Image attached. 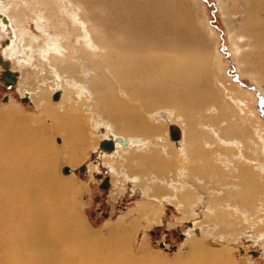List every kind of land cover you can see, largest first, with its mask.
Returning a JSON list of instances; mask_svg holds the SVG:
<instances>
[{
  "label": "rangeland",
  "instance_id": "374dc122",
  "mask_svg": "<svg viewBox=\"0 0 264 264\" xmlns=\"http://www.w3.org/2000/svg\"><path fill=\"white\" fill-rule=\"evenodd\" d=\"M67 1H5L2 10L7 12L10 17L14 15L15 20L12 17V24L14 23L17 28L14 24L13 27L18 29L15 30L13 28L14 32L18 31L14 36L21 38L23 53L29 56L30 59L28 62H24L19 69L20 94H10L7 100L0 98V114L7 115L11 113L22 117L34 129H44L46 135L51 136V138L49 137L50 144L56 152V155L53 156L55 158L51 163V165H54L53 175L57 179L62 180L66 186L62 193L66 200H70L72 214L78 220L84 222L92 232H101L106 238L108 237L107 230L119 224L124 228L132 229L130 234L132 249L128 248L129 252H132L131 255H135V258L146 262L155 260L157 263L177 264L176 260L178 258L181 257L185 260L188 257L187 241L194 238L209 256L216 257L215 264H264V168L261 166V164L263 165L261 159L264 156V154L261 155L264 152V140H262V137L264 139V65L262 62L264 61V46H255L253 40L249 42L241 41V43L238 41L237 35L240 34L241 24L244 20L243 3H238V0L236 2L235 0H179L180 3L184 4L182 7L186 10L188 25L192 23V26L191 28L190 25L187 28L179 27L183 31L182 36L175 35L173 37L172 34H166V44L165 48L162 47V52L158 51L156 42L155 49H150L149 45L153 44L148 42L150 36L145 34L140 28L135 27L132 30L133 32H129L130 36L127 35L132 40L143 39L144 41L147 39V43L144 44L143 41L133 43L134 45H145L146 50H152L140 53L141 55L147 56L149 54L148 56L160 59L163 56L165 57V55H169L174 47H179L180 51L177 53L179 55L175 57L176 60L181 61L184 59L183 63H181L187 66L186 69H189L188 63H195H192V66L196 65L194 67L196 69H193V72L196 75L198 74L197 85L200 90L193 108L188 109L190 111L184 113L178 110L180 105L178 103L189 106L190 102L186 99L181 102L170 99L169 104H162L160 107H141V105L143 106V100L132 97L131 92L135 90L145 91L147 90L146 86L139 84L123 87L119 78V80L114 79L115 73L112 70V65L108 62V59L112 61L121 60L124 54L127 53L126 48L118 43L119 39L115 33L118 30L116 29L118 28L117 25L123 24L127 19L131 21L134 18V14H138L142 10H145L144 12L142 11L145 24L147 19L145 14L148 9L136 3L130 4V0H118V2H121V5L118 6H123L125 7L124 9L115 7L116 0H109L112 5L108 4V0ZM146 1L148 4L153 3L151 0ZM168 1L158 0L155 1V5L158 2L166 4L171 2V0ZM236 3L239 5H236ZM77 8L79 11L76 10ZM10 12L13 13L11 14ZM230 17L232 18L231 28L227 23V18L230 19ZM75 19L78 20L75 21ZM37 20L39 22L46 20V24H49V26L47 25V34H42L35 30ZM25 25L27 26L25 27ZM163 26L164 24L162 23V28ZM152 27L153 22L147 19L144 26L145 31L147 33L150 32ZM174 27L176 28V26ZM27 30L29 31L27 32ZM139 30L144 33V37L138 34ZM200 34L203 36V43L199 42L198 35ZM171 36L173 37L172 40ZM168 40L169 44H167ZM63 41L68 44L69 49L63 46L62 48L56 47L55 51H59H56L58 60H66L67 55L71 54V56L74 55L73 58L76 61L75 66L77 68H80V63L84 61L87 65H91L96 61L99 66H96L97 68L84 67L85 70L89 71V75L84 76V73L80 75L73 73L69 75L70 84L61 86L57 84L59 81L55 75L58 74V70L62 66L59 65L58 61L51 58L50 52L46 53L47 56L44 59L43 46H46L45 49H47L50 44ZM237 44H242L239 45L241 46V51H236L235 45ZM196 49L200 50L199 55L200 53L203 55L201 58L204 61L202 59L195 60L198 56L195 53ZM30 51L32 52L31 55ZM89 55L92 57L90 58ZM32 63L34 64L32 65ZM107 63H109L108 66ZM94 77L95 81H93ZM81 79L87 82V104L95 102L96 107L94 108L93 105L82 104L84 93H79L77 91L79 88H74L76 82ZM29 80L37 83L38 89L32 91L33 88H30V82L28 84ZM98 82L111 84L113 89L111 96L110 93L104 90L98 92L92 90L94 83ZM59 87H65L66 91L60 103L54 104L51 101V94L52 91L57 90ZM70 87L71 89H69ZM116 88L117 90H115ZM125 89L128 92H125ZM24 91L29 93L31 105H26L21 101V98L25 97L23 95ZM41 92L50 94L47 103H39L40 98L38 95ZM131 98L136 99L135 102ZM115 100L117 102L127 100L126 103L128 102L127 104L130 107H126L125 115H130V112H134V115L140 112V115L136 114L135 117L147 128L158 130V134L150 135V138L142 137V139H148V145H142L140 148H138V145L137 147L134 145L130 149V145L122 146L124 149L128 148V155L123 154L120 148L118 150L119 153L115 151L113 155L104 153L99 148L100 142L107 135L96 133V130L101 127L98 126L101 124V119L98 116L100 111H109V116L113 119V114H115L117 107L114 105ZM47 104L49 108L52 107L54 115H49L46 112ZM106 104L109 110L106 107H102ZM196 104L198 105L197 109L193 110ZM73 106L77 108V111L75 112L76 117L71 119L70 109ZM79 108H82V111ZM158 109L167 111L172 122L181 128L182 145L180 148L175 147L169 140L168 128L165 123L156 122L149 118ZM62 116L70 118L74 125L80 126L82 132L80 135L78 134V142H71L70 144L67 139L68 136L64 134L65 132L60 131L55 134L56 132L53 131L56 119H60ZM79 119L82 121L80 122ZM114 120H112V123L116 125L114 126L115 128L112 125V132H117L120 135H135L125 133L127 131L126 122ZM3 121V123L10 122L7 119ZM49 121L50 123H48ZM117 126L119 129H117ZM213 128L214 130L216 129V132L218 131L216 136L213 134ZM210 129L213 131H209ZM255 131L259 132L258 137L254 134ZM49 133L53 134L49 135ZM146 136L149 137V135ZM255 137L257 138L254 139ZM219 138L222 141H219ZM59 139L60 143H58ZM189 139L191 142H189ZM165 140L170 145L168 152L172 153L173 151L174 153V150L180 152L182 154L180 157H183H181L182 160H177V162L171 155L166 153L168 148L163 144ZM242 140H247L246 143L249 146ZM249 140H252L251 143ZM231 141H235L233 146L236 148L231 146ZM237 141L242 143V145L237 144ZM257 144L260 147L262 146V150L258 152L259 154L256 153L258 151ZM72 146L74 149H72ZM254 146L257 149L255 151H253L255 149ZM251 147L253 148L252 151ZM73 155L76 158L75 165L71 162ZM190 155L194 156L193 160H191L192 157ZM138 156L139 160L145 158L144 161L149 160L151 157L156 163L163 164L165 168L167 167L166 170H169V172L178 174L180 170L178 175L182 174V177L176 174L168 176V173L164 172L165 169L160 172L158 169L148 168V170L140 172V168L144 165H138L133 160L126 162L127 158L131 157L134 159V157L137 158ZM256 158L260 161H257ZM170 160L173 162H170ZM241 162L243 165H241ZM193 164L195 165L194 170L191 168ZM167 165H170V167ZM65 167H69L72 170L71 175H63L62 170ZM82 167H86V171H82L84 175L79 173V169ZM113 167L116 170L115 168L113 170ZM181 168L184 169L181 171ZM148 172L149 175H157L156 177L152 176L154 182L152 181L150 186L146 185V180L142 179V181L140 179L142 178L140 177L142 173L145 175ZM244 172L245 174H243ZM100 173L110 177L111 185H109L111 190L109 193H99L100 181L96 179V174ZM132 175L137 179V182H131L130 177ZM193 175L196 176L194 177ZM133 177L132 179H134ZM189 177H192L194 181ZM168 180L173 181L169 182V184L176 185L175 190L177 192L167 187L165 182ZM190 183H196L198 186ZM162 185L164 187L163 190ZM197 191L204 193L205 196L202 195L201 197H205V199H202L199 203L191 202V197H197L195 195ZM235 192L240 195H237L238 193L235 194ZM184 193L191 196L190 202L186 201L185 204H177L178 199ZM170 195L174 198L170 199L171 205L174 207L176 205V211H171V213H169L170 210L165 207L164 203L160 201L161 198ZM241 200L244 202H241ZM168 205L170 204L168 203ZM238 209L246 211L249 219L239 215L237 213ZM192 212H195V216H193ZM104 213L108 215L107 218L104 217ZM196 230L199 231L197 232ZM210 230H213V234H208ZM118 240L116 237L114 242L118 244ZM15 245L13 244L12 246L14 253L17 254V251L22 252L19 246L17 245L16 247ZM162 245H164V248H162ZM249 250L250 252H248ZM21 254L19 253V255ZM141 254L144 256L143 258L140 256ZM122 257L125 258L124 256ZM88 259H91L93 263L97 262L92 258ZM189 260L184 262L181 260V262L182 264H203V259L201 258L190 256ZM3 261L5 263L1 261L0 264H26L23 259L17 256L10 259L7 256ZM82 262L89 263L86 258Z\"/></svg>",
  "mask_w": 264,
  "mask_h": 264
},
{
  "label": "bare ground",
  "instance_id": "6f19581e",
  "mask_svg": "<svg viewBox=\"0 0 264 264\" xmlns=\"http://www.w3.org/2000/svg\"><path fill=\"white\" fill-rule=\"evenodd\" d=\"M155 1H158V0H151V2H153V3L148 4V2L146 0H130V4L136 3V4H139L140 6L143 5V7L148 9L147 13L145 14V17L153 22V27H152L150 32L147 33L145 31L144 26L147 22V19L145 21V24L143 22V12L145 10H142L143 12L141 11L138 14H134V18L133 19L131 18L132 19L131 21L127 19L123 22V24H118L117 25L118 28H116L118 30H117V32H115L117 38L119 39L118 43H120L121 46L126 48L127 53H125L124 56L122 57V59H121L122 62H121V60H117V61L113 60L112 61L111 59H108V62L112 65V70L115 73L114 79H117V80L120 79V82L122 83L123 87L126 88L129 85L136 86L139 84H141L144 87L146 86L147 90H145L143 88L145 91L140 92V91L135 90L134 92L132 91L133 93L131 92L132 97L138 98V99L140 98L143 100V106L141 105V107H143V108H154L157 106L160 107V106H162V104H164V105L169 104L170 99L173 101H176V102H181V101H183V99H186L187 101L190 102L189 106H185L181 103H178V104H180L179 106L177 104L176 105L178 106V110H180L184 113L185 112L187 113V111H190L188 109L193 108L194 102L196 101L195 99H197V96H198V93L200 90L198 88V85H197V83H198L197 82V79H198L197 75L198 74L196 75V73L193 72V69L194 70L196 69V68H194L196 65L192 66V63H194V62L188 63L189 69H186L187 66L182 64L184 59H182L181 61L176 60L175 57H177L179 55V54L177 55V53L180 51L179 47H174L171 50V52L169 53V55H165V57L160 56V57H162L160 59H156V57L148 56L149 54L147 56L141 55L140 53H145L147 51H152V50H146L145 45L143 46L140 44H135V45L133 44L135 42H142L143 39L132 40V39H129L127 36V35H129L130 31L135 29V27L140 28L145 34H148L150 36V39L148 42L153 43L152 45H149L150 49H155V46H156L155 42H156L157 43L156 47H157L158 51H161L162 47L165 48V44H166L165 35L166 34H170V35L172 34L173 37H175V35L182 36L181 34L183 31L181 29H179V27L187 28L190 25V24L188 25V21H187L188 18L186 17V10L182 7L184 4L180 3L179 0H171V2H169L170 1L169 0L168 4L158 2V4H162V5H158V4L155 5V3H156ZM6 2H7V0H6ZM113 2H115V1H113ZM235 2H236V0H235ZM239 2L243 3L242 7L244 8V20L241 24L240 34L237 35L238 41L241 43V41L249 42L250 40H253L255 46L256 45L260 46V47L264 46V0H238V3ZM3 3H5V2L3 1ZM15 3H17V2H15ZM108 4L112 5V3H110V1ZM114 5H116L115 7L116 8L118 7L119 9L125 8L123 6L122 7L118 6V5H121V2H118V0H116ZM236 5H239V4L236 3ZM28 6H30V5H28ZM111 7H113V6H111ZM0 9H1V4H0ZM76 10L79 11L78 8ZM1 13H2V15H5L4 18L7 17L8 21L11 22L10 24H11L12 28H15L16 25L13 23L15 25V27H13L14 25L12 24L13 20H15V18L13 17L14 15L10 17V15L7 14V12H5L4 10L1 11ZM10 13L12 14L13 12H10ZM23 15H24V13H23ZM17 16H19V15H17ZM20 16H22V15H20ZM12 17L14 18L13 20H12ZM77 20L75 19V21H77ZM45 21L46 20H44L43 22H39L37 20V23H35L36 24L35 30L36 29L39 30L37 32L42 33V34L43 33L47 34L46 31L48 30L49 24H46ZM231 22H232V18L231 17H230V19L227 18V23H228L229 27H230ZM79 23H80V21H79ZM162 23L164 24L163 28H162ZM64 24H65V22H64ZM26 26L27 25H25V27ZM174 26H176V28ZM191 26H192V23L190 25V28H191ZM63 27H65V26H63ZM16 28H15V30H18ZM24 28H22V29H24ZM28 31L29 30H27V32ZM142 31L139 30L138 34H140L141 36L144 37L145 35ZM17 32H14V34ZM23 32H25V31H23ZM162 32H163V36H162ZM58 34H60V33H58ZM63 34H64V32H63ZM195 34H194V36H195ZM135 35H136V33H135ZM173 37L171 36V40L173 39ZM202 38H203L202 34L198 35V39H199L200 43H203ZM12 39H13L12 42L14 44L13 49H15L19 53H21V56H20L21 60L18 58H16V59L20 60L23 63L26 61L28 62L30 57L24 55V53H23L24 49H23V46L21 45V38L13 36ZM146 40L143 41V44L147 43ZM150 40H153V41H150ZM35 42H37V41H35ZM27 44H29V43H27ZM89 44H90V41H89ZM167 44H169V40H168ZM239 45H242V44H239ZM239 45L238 44L235 45L236 51H239L241 49L240 48L241 46H239ZM247 45L249 46L248 43H247ZM62 46L64 48L68 47V49H69L68 44H65L64 41L61 43L56 42L52 45L50 44V46H47V49H45L46 46H43L44 47L43 50L45 52L44 53V59H45V56H47L48 52H50L51 58L55 61H58L59 65L62 66L60 69L58 68L59 72H58V74L55 75L57 77L56 79L59 81V83H57V84H60L61 86L69 85L70 84L69 75H71L73 73H77L78 75L84 73V76H87V75H89L88 74L89 71L85 70L84 67H86V68H97L96 66H99V65H97L96 61H95V63H93V61H92L93 64L87 65L83 59H80V60H83L84 62L83 63L81 62L80 63L81 67L77 68L75 66L76 61L73 58L74 55L71 56V54L67 55L66 60H62V61L58 60L56 57V54L59 51L56 50L57 51L56 52L55 48L56 47L62 48ZM178 46H180V45H178ZM35 49H33V50H35ZM45 50H47V51H45ZM31 51H30V55L32 53ZM199 51L200 50H198V49L195 50V53L198 55L197 59H195L196 61L198 59L203 60V58H201V56H203V55H201V53L199 55ZM114 52L116 53V51H114ZM79 53H78V55H79ZM192 55H193V53H192ZM89 57H90V55H89ZM47 59H49V58H47ZM261 60H262V58L260 59V62H261ZM263 60H264V58H263ZM190 61H192V60H190ZM106 62H107V60H106ZM262 62L264 65V61H262ZM58 63H57V65H58ZM89 63H90V61H89ZM109 63H107V66ZM33 64L34 63H32V65ZM82 81H83L82 79L80 81L78 80V82H76V84L74 85V88H79V89H77V91L79 93H84V95H83L84 101L83 102H82V100H80V101L82 102V104L86 105L87 104V98H86V96H87V93H86L87 82L85 80L83 82ZM93 81H95V77H94ZM29 82H30V88H33L32 91H34L35 89H38L37 83H34L32 80L31 81L29 80L28 84H29ZM58 89H62L63 94L66 91L65 87H59ZM69 89H71V87ZM118 89H119V87H118ZM92 90H96V92L104 90V91L110 93V96H111V93L113 91L111 84H105L104 82L94 83ZM115 90H117V88ZM55 91H52V94ZM126 91L127 90L125 89V92ZM49 95H50L49 93L46 94V93L41 92L38 95L40 98L39 103L40 102L47 103ZM99 96H101V95H99ZM119 98H120V96H119ZM119 98H118V100H119ZM134 98H131V99L134 100ZM113 99H115V98H113ZM135 100H134V102H135ZM126 101L127 100H122V101L120 100L119 102H117V101L114 102L115 103L114 105H116L117 107H116L115 114L112 113L113 119L109 116L110 115L109 111H100V115L98 117L101 119V124L98 126H104L109 130L110 134H112L114 137H120L123 140L128 141L129 145H130L129 149L132 148V146H134V145L136 147L138 145L139 146L138 148H140V146H142V145L143 146L148 145L149 144L148 139H142V137L144 136L145 138H150V135L158 134V130H154L153 128H147L146 126H144L143 123L140 122L135 117V115L139 114L140 112L135 113V115H134V112H130L132 115L131 114L125 115L124 111L126 110V107L129 106L127 104L128 102L126 103ZM94 103H88V104H90L91 106L93 105V108H94V107H96ZM137 103H139V102H137ZM197 106L198 105L196 104L195 108L193 110L197 109ZM102 107H106V109L109 110L107 104L102 106ZM51 108H49L48 104H47L46 112H48L49 115H54V111ZM70 110H71L70 118L72 119V118L76 117L75 112L77 111V108L75 106H73V107H71ZM79 110L82 111V108H79ZM159 110H162V109H158L154 113H156ZM13 115L11 113H9L7 115L0 114V260L2 261V263H5L3 261V259L5 260V258L7 256L9 257V259L17 256L20 259H23V261H25L26 264H86L87 262H82V260H84L85 258L89 262L87 264H164V262L163 263L159 262L160 259L157 260L159 263L155 262V260H152V262H146L142 259L135 258L136 257L135 255H134L135 257L133 255H131L132 252L130 253L128 248L132 249V245H131L132 243L130 244V242H131V240H130L131 235L130 234H131L132 229L124 228V227H122V225L119 224L120 226L118 225L116 227H113V228H110L107 230L108 231V233H107L108 237L106 238L103 235V233L92 232L86 226V224L84 222H82L81 220H78L72 214V212L70 210V207H71V203L69 202L70 200H66L64 197V194L62 193L64 191V189L66 188L64 182H62V180L57 179L53 175L54 165H51V163H52V160L55 158L53 156L56 155V152L54 151V148H52V146L50 144L51 136L46 135L44 129L43 130H36L32 127V125H30V124L28 125L27 121L24 120L22 117H19L17 115L13 116ZM70 118H65L62 116V118L56 119L55 127H54L53 131L56 132L55 134H58V132H60V131L65 132L64 134H66L68 136L67 139L70 141V144H71V142H74V143L78 142V140H79L78 134L80 135L82 130H80L79 125H74L73 122L70 121ZM6 119L10 120V122L9 123H3L4 122L3 120H6ZM111 119L113 121H115L114 119H117L116 121L126 122L125 125H127V131L126 132L124 131V132L126 134L131 133V134H135V135H125V134L120 135L117 132H112V125L114 127L116 124L112 123ZM76 120H77V118H76ZM79 121H80V119H79ZM117 129H119L118 126H117ZM213 130H214V128H213ZM213 130L210 129L209 131H213ZM217 132L215 129L213 131V134L216 136ZM50 134L52 135L53 133H49V135ZM254 134H256V136L258 137L259 132L255 131ZM103 135H106V134H103ZM146 135H149V137H147ZM257 137H255L254 139H256ZM218 140L222 141L221 138H219ZM252 140H253V138H252ZM262 140H264L263 137H262ZM235 141H231V146H233L235 144ZM246 141L247 140H245V141L242 140V142H245V144L248 145V143H246ZM251 141H250V143H251ZM255 141H258V140H255ZM189 142H191L190 139H189ZM74 143H72V144H74ZM238 143H239V145L240 144L242 145V143H240L239 141H237V144ZM163 144L166 145L168 148V150L166 152L167 154L171 155L172 158H174L176 161L182 160L183 157L182 156H181L182 158L180 157V155H182L180 152H177L176 150H174V153L172 151L173 155L171 152H168L170 149V145L167 143L166 140H165V143L163 141ZM219 144H221V143H219ZM233 147H235V146H233ZM119 148H120V150L122 149L123 154L128 155V153H129L127 151L128 148L124 149V148H122L121 145L117 144L116 145V151L117 152H118ZM254 148L255 149L253 151L257 150L256 146H254ZM257 148H258V151L256 153H258L259 151L262 150V146L260 147V146H258V144H257ZM72 149H74V147ZM252 149L253 148L251 147V151H252ZM248 150H249V148H248ZM103 152L106 153L105 151H103ZM184 153H186V152H184ZM188 153H189V151H188ZM189 154H191V153H189ZM263 154H264V152L261 155H263ZM112 155H113V153H112ZM118 155H120V154H118ZM190 156L192 157L191 160H193L194 156L193 155H190ZM241 156H243V155L241 154ZM243 157H242V159H243ZM259 157H260V155H259ZM221 159H222V157H221ZM263 159H264V156H262V159H261V162L263 163V165L261 164V166L264 168ZM112 160H114V159H112ZM130 160H133V162L138 164V165L146 166V167L143 166L142 168H140V170H139L140 172H144L145 170H148V168H152L153 170L158 169V171H160V172H162V169H165L164 172L166 174L168 173V176H172V175L176 174L173 172H169V170H166L167 167L165 168L163 164H161L162 165L161 166L160 164L156 163L154 161V159H152L151 157L149 160H146V161H144L145 158L139 160V156L137 158L134 157V159H132L130 157V158L126 159V162H128ZM256 160H257V158H256ZM257 161H260V160H257ZM71 162L74 165L76 164V158L74 157V155L72 156ZM170 162H173V161L170 160ZM129 163H131V162H129ZM225 163H227V162H225ZM124 164H125V162H124ZM194 164L191 167L193 170L195 168ZM227 165H229V164H227ZM241 165H243V163ZM167 166L170 167V165H167ZM114 168L115 167H113V170H114ZM183 169L184 168H181V171ZM115 170H116V168H115ZM244 170H247V169H244ZM179 171H178V174H180ZM245 172L247 173V171H245ZM245 172L243 174H245ZM178 174H176V175L182 177V174L181 175H178ZM148 175H149V172H148V174H145V175H143V173H142V175H140V177H142V178H140V179L146 180V185L150 186V183L154 180V178L152 176L156 177L157 175L152 174V175H149V177H147ZM196 175H198V174H196ZM132 177H133V175H132ZM132 177H130L131 180H133ZM133 178L137 182V179L135 177H133ZM189 178L192 179V177H189ZM180 180H181V178H180ZM169 182H173V181L168 180L167 182H165L167 187H169L172 190L173 189L175 190L176 185H174V184L172 185L171 183L169 184ZM144 184H145V181H144ZM190 184L196 185V183H190ZM196 186H198V185H196ZM154 187H152V188H154ZM163 189H164V187L162 185V190ZM242 192H245V191H242ZM157 193H159V191H157ZM236 193H238V192H235V194ZM171 195L161 198L160 201L163 202V199L167 198L169 200L168 203L171 205L172 203H171L170 199L173 198V197H171ZM195 195H197L196 198L191 197L189 194L187 195L184 193V195L178 199L177 204H185L186 201L190 202V197L192 199L191 202H195V203H199L202 199H205V197L204 198L201 197L202 195H204V193H202L200 191H197ZM237 195H240V194L238 193ZM244 198H246V197H244ZM238 199H240V198H238ZM173 202H174V200H173ZM241 202H244V201L241 200ZM175 208H176V205H175ZM194 213L195 212H192L193 216H195ZM237 213L239 215H242L243 217L247 218L246 211H241L240 209H238ZM231 218H232V216H231ZM247 219H249V217ZM247 223H249V222H247ZM208 234H213V230H210L208 232ZM116 237L119 239L118 244H116L114 242V239ZM13 244H16L15 245L16 247L18 245L19 248L22 250V252L17 251V254L14 253V250L12 249ZM187 248H188V252H187L188 257L185 260L182 259L181 257L178 258V260H176L177 264H182V262L188 261L190 256H193L194 258L203 259V264H215L216 263V260H215L216 257L209 256L208 253H206V251L204 249H202L200 247V245H198V243L194 240V238H191L189 241H187ZM19 253L20 254L22 253V254L19 255ZM122 256H124L126 259L123 258ZM140 256H142V254ZM143 257L144 256H142V258ZM88 258H92V259L96 260L97 262L93 263V261L91 259H88ZM181 260H182V262H181ZM1 261H0V263H1ZM13 264H15V263H13ZM21 264H23V263H21ZM174 264H176V263H174Z\"/></svg>",
  "mask_w": 264,
  "mask_h": 264
},
{
  "label": "flooded vegetation",
  "instance_id": "af4514ba",
  "mask_svg": "<svg viewBox=\"0 0 264 264\" xmlns=\"http://www.w3.org/2000/svg\"><path fill=\"white\" fill-rule=\"evenodd\" d=\"M0 4H1L0 10L3 11L2 7L5 5V3H3L2 0H0ZM1 11H0V98L7 100L10 94H14V95L20 94L19 93V85H20V70L19 69H20V66H22L24 63L20 61L21 53L13 49L14 44L12 42L13 41L12 38L14 36V29L12 28L10 24L11 22L8 21L7 17L4 18L5 15H2ZM24 95L25 97L21 98V101L25 103L26 105H31L29 93L25 92ZM82 168L79 169V173L81 175H84L83 172L81 171H86V167H82ZM96 179L100 181L99 183L100 192L99 193L101 194L109 193L111 190L110 177L108 175H103L102 173H100V174H96ZM169 213H171V211H169ZM107 216L108 215L104 213V217L107 218ZM248 252H250V250Z\"/></svg>",
  "mask_w": 264,
  "mask_h": 264
},
{
  "label": "water",
  "instance_id": "95a60500",
  "mask_svg": "<svg viewBox=\"0 0 264 264\" xmlns=\"http://www.w3.org/2000/svg\"><path fill=\"white\" fill-rule=\"evenodd\" d=\"M5 1V0H2ZM36 27V24H35ZM37 30V29H36ZM39 31V30H37ZM63 97V90L62 89H58L56 90L52 95H51V101L54 104H59L60 101L62 100ZM149 118L153 121L156 122H163L166 124L167 128H168V135H169V140L175 145V147L180 148L182 145V130L181 128L176 124L173 123L170 115L168 114V112H166L165 110H159L156 113H154L153 115L149 116ZM50 123V121L48 122ZM97 134H106L107 137L105 139H103L100 143V150L105 151L106 153H108L109 155L112 154L113 152L116 151V145L119 144L123 147H126L129 145V142L126 140H123L120 137H114L112 134H110L109 130L104 127L101 126L96 130ZM60 139L58 141V143H60ZM84 169V168H82ZM82 172V171H81ZM63 175L68 176L72 174V170L69 167H65L62 170ZM132 183H135L136 180L133 179L131 180ZM169 200L163 199V203L165 205L166 208H168L170 211L175 212L176 208L172 205H168ZM198 232V230H196ZM162 248H164V245H162Z\"/></svg>",
  "mask_w": 264,
  "mask_h": 264
},
{
  "label": "crops",
  "instance_id": "0c3cea01",
  "mask_svg": "<svg viewBox=\"0 0 264 264\" xmlns=\"http://www.w3.org/2000/svg\"><path fill=\"white\" fill-rule=\"evenodd\" d=\"M101 143V142H100ZM100 146V145H99Z\"/></svg>",
  "mask_w": 264,
  "mask_h": 264
}]
</instances>
